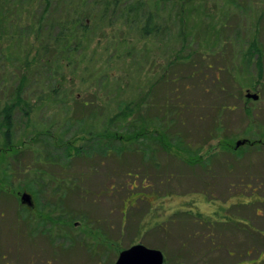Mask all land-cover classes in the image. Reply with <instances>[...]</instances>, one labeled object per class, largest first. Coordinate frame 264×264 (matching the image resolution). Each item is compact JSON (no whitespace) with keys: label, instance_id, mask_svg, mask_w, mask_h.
Here are the masks:
<instances>
[{"label":"rangeland","instance_id":"obj_1","mask_svg":"<svg viewBox=\"0 0 264 264\" xmlns=\"http://www.w3.org/2000/svg\"><path fill=\"white\" fill-rule=\"evenodd\" d=\"M31 3V33L24 25L11 28L0 43V112L18 83V57L28 50L33 56L46 41L48 21L40 41L34 33L43 4ZM149 9L168 26L164 35L142 37L120 22L97 20L70 44L79 43L75 56L82 62L64 60L55 77L41 63L26 70L24 97L32 112L27 118L15 109L11 146L0 160V250H19L27 259L32 254L31 264H115L122 250L143 243L165 251L168 264H197L213 242L227 241L209 227L201 245L192 224L200 213L207 221L234 219L238 253L247 245L252 251L264 247L242 236L258 235L259 220L264 226V201L257 197L264 194V144L237 145L242 137L264 140V0H151ZM56 11L55 5L47 16ZM247 88L259 100L248 98ZM154 105L173 112L162 120L164 112ZM175 106L190 120L177 128L170 120L180 118ZM129 108L134 114L124 119ZM214 119L222 121L219 134ZM228 125L234 126L229 141L235 147L208 152ZM133 131L140 135L124 139ZM3 143L0 134V148ZM23 188L39 218L20 203ZM247 188L255 201L244 207L255 227L240 221L239 213L248 215L240 192ZM194 201H206L207 208L191 207ZM257 206L260 217L251 213ZM169 220L171 233L164 238Z\"/></svg>","mask_w":264,"mask_h":264},{"label":"trees","instance_id":"obj_2","mask_svg":"<svg viewBox=\"0 0 264 264\" xmlns=\"http://www.w3.org/2000/svg\"><path fill=\"white\" fill-rule=\"evenodd\" d=\"M150 1L151 0H40L43 4V11L37 18V28L34 33L36 34V38L40 41L43 30H45L44 25L46 21H48V29L45 37L46 41H40L33 56H30V50H28L25 52L24 57H18L21 63L18 83L12 88L9 93V95H12L8 97L10 100H7L2 105L0 112L2 116V119H0V134L3 135V145H5L3 148H0V160H2V158L4 159V156L9 152L8 149L11 146L13 136L12 129L14 126L13 113L15 109L17 107L23 109L24 115L27 116V118L30 117L32 112L31 110L33 107L30 105V101L24 97V89L28 79L27 75L29 74L26 70L31 68V64L41 63L49 70V73L55 77V75H59V68L62 66L64 60H68V65H72L75 62H82L79 61L80 59H76L77 57L75 56V51L80 48L79 43L74 46L70 44L73 40H82L90 31L93 22L97 20L98 23H110L111 26H115L120 22L121 25L128 28V30L132 29L135 33L142 35V37L164 35L167 33L168 26L161 22V16L149 9ZM155 1L159 2L160 0ZM31 2H33V0H0V43L8 38L7 35H9L11 28L22 27L24 25V29L30 31L27 32V34L31 33L33 23H36L34 21L30 26L27 25L29 18L28 14L29 16L31 14L33 15V8L30 10L32 6ZM55 5L57 7V15L54 16L52 14L51 17L47 16V12L50 13L51 8H54ZM34 17L36 18V16ZM88 22H91V24ZM25 25H27V27ZM55 27L56 32L54 33ZM182 34L183 33H181V35ZM8 48L10 52L6 54V59H4L10 67L13 65V63L9 62V60L12 59V47ZM0 51L3 52L1 47ZM16 59L17 58L14 60ZM259 60L260 57L258 58V61ZM50 63L51 65L55 64L57 69H52ZM258 66L262 68L261 63H258ZM1 67H3L2 75H4L6 73L5 64L1 65ZM14 75H16V73ZM61 86L62 85H60V87ZM56 89L55 92L57 91ZM39 99H42V95L39 96ZM82 104L87 105L86 103ZM158 107L160 106H155V108H157L156 111H163V108L161 109V107ZM175 108L180 114V118H172L170 120L174 122L173 127L177 128L179 125H185V123L190 120H185L187 118L181 116V112L184 111L183 108L180 109L178 106H175ZM163 112L164 118L162 120H165L167 112L170 114L173 110ZM132 114H134V111L129 108V111L123 112L122 116L126 119ZM117 118L118 115L110 120L114 121ZM131 121H135V119ZM131 121L128 122L127 126L132 124ZM165 127L166 126H164V128ZM170 128H172V126ZM112 134L118 135V132ZM139 135V131H133L128 133V136L124 137L122 135L120 138L123 139L124 137V139L132 140ZM77 155H80L79 150Z\"/></svg>","mask_w":264,"mask_h":264},{"label":"flooded vegetation","instance_id":"obj_3","mask_svg":"<svg viewBox=\"0 0 264 264\" xmlns=\"http://www.w3.org/2000/svg\"><path fill=\"white\" fill-rule=\"evenodd\" d=\"M248 91H249V88H247V90L245 92V95L247 94ZM256 94H258V93H256ZM259 98H260V95H259L258 99H254V100H259ZM217 112H218V109H216V113ZM212 122H214L213 131L215 133H218L219 134L220 133L219 130L221 128L223 129V127L220 125V124H222V121H219V119H214V120H212ZM256 123H258V122H256ZM233 127L234 126H232V125H228V133H227V135L225 133L221 134L220 138L216 142L217 145L215 146V149L214 150H210L208 152L213 153L216 150L220 152L221 147L224 148L222 150H225V149L230 150L231 148H234L235 146L232 143H230V141H229L230 136H232L230 134L229 130L230 129L233 130ZM239 141L241 142V144H244V145L247 144L251 148L254 147L256 144H261V145L264 144V140H262V139H255V138L254 139H251L250 137H242L241 140H239ZM199 150H200V147L197 150V152H199ZM24 192H28V191L25 188L23 190L21 189V191H18V194L20 195V203L22 205L28 206L29 209L33 212L34 215L38 213V218H39V214H40L41 211L37 208L38 205L34 201L33 196H32L31 193H30L31 196H32V203L31 204H23L21 202V195ZM45 203H47V202H45ZM192 204L193 205H191V207H197L196 205L200 206V204H201V207H202L203 210H205L207 208V202L206 201L205 202H203V201H201V202L194 201V202H192ZM194 204H196V205H194ZM0 213H2V212H0ZM1 215H3V214H0V216ZM239 216H241V218H240L241 223L244 224V222H245V225H248V222L244 219V217H246V216L244 214H241V213H239ZM194 218H195V221H193V223H192L190 217L188 219H186V221L188 220L187 222L188 223H192V224H196L197 223V225H196L197 226L196 234L198 233L199 235L197 234V236H200V238H201L200 239L201 245H203V243L205 241V238H204L205 235H204L203 231H205L209 227H210L209 230H213V229L214 230H221L222 232H221L220 235L224 236L222 238V240H227L224 243L223 242H220V241L213 242V246L210 248V252L207 255L206 254L204 255V253H202V252L199 254L198 260H197L198 261L197 264H215L214 261L216 260L215 259L216 256H215L214 253L217 250L219 251V249H228L229 251L235 250V233H233V228H232V226H230L232 224V222H234V219L233 218H231L229 215H225V216L221 217V219L220 218L215 219L216 221H207V219L204 218L201 213H200V218L199 219H197L198 216H194ZM51 220H53V219H51ZM170 222H172V221H170ZM238 223H240V222H238ZM212 224L213 225L216 224L215 227L211 226ZM218 224H223L225 226L222 227V228H220V226H217ZM170 233H171V228L169 227L168 233L166 234V238H168V234H170ZM243 233L244 234L242 236L245 238V241H246V239H247V232L245 233V231H244ZM1 234L2 233L0 232V238H1ZM22 235H23V233H22ZM27 235L33 236V238H35L36 235H37V233H36V231H30V232H27ZM34 244L36 245V243H34ZM156 249H158V248H156ZM3 250L8 251L9 249L7 248V249L0 250V254H1L0 255V261L4 260L5 258H8L7 260H5V263L4 264H21V263L22 264H31V263H33V261L28 260L29 258L30 259L32 258V254L27 259L26 258V255L23 254V256H22V253L19 252V250H17V253H14V254H11V251L10 250H9L8 253L5 252V251H3ZM245 250H247V247L245 248ZM188 252H189V250L187 252H185L184 254L179 253L177 255L179 257H182V256H184ZM10 255L14 256L13 257L14 258L13 260L10 259V257H11ZM163 255H164V263L163 264H168V259H167V255H166L165 251L163 252ZM27 260H28V262H27ZM226 260L227 261L224 262V258H223L222 259V264H230L231 263V261H229L228 259H226ZM236 262H239V260H237ZM49 263H50V261H49ZM0 264H3V263H0Z\"/></svg>","mask_w":264,"mask_h":264},{"label":"crops","instance_id":"obj_4","mask_svg":"<svg viewBox=\"0 0 264 264\" xmlns=\"http://www.w3.org/2000/svg\"><path fill=\"white\" fill-rule=\"evenodd\" d=\"M248 187L249 188H253V189L259 191V186L258 185H253L250 182L248 184ZM249 188H247L246 190L244 189V190L240 191V192H242V197L245 198L244 201H246L245 203H243L242 210L245 211L246 214H248L247 217H244V219L251 226L255 227L252 224L251 219L249 217V210L246 207H244L245 205H247L246 203H250L251 200H252V202L255 201V199H253L251 196L248 195ZM225 189H226V191H228V187H226ZM257 197H258V199L260 201H262V200L264 201V194L263 193H261L260 195H257ZM149 199H151V198H149ZM153 199H154V201L157 200L155 196H154ZM136 200L137 199H135V200L132 201V204H131L132 206L135 205ZM156 202L158 203L159 201H156ZM259 203H261V202H259ZM251 213H252L253 216L255 215L257 217H260L263 214V208L260 207V206H257L255 209H253L251 211ZM240 218H241V216H240ZM169 224H170V220L166 224L167 225V231L169 229V226H168ZM257 227L258 228L255 231L258 233V235L255 234V235L250 236L249 231H247V240L249 242H252L253 240H256L257 244L258 245H261V243H264V226H263V222H261L259 220ZM148 228H149V226H148ZM149 229H151V228H149ZM164 238H166V235H165ZM148 247L156 248V247H154V245L148 246ZM246 247H247V250H245V247H244L243 251L242 252H239V253L236 250L229 251L228 249H219V251L218 250L215 251V253H214L215 256H216V258H215L216 260L214 261L215 264H222V259L223 258H224V262L227 261L226 259H228L229 261H231L230 264H264V250L261 249V248H264V247H258V248H256L253 251H252V249H251L252 247L250 245H247ZM253 252L256 253L255 256L252 255ZM236 257H239V258L236 259ZM237 260H239V262H236Z\"/></svg>","mask_w":264,"mask_h":264},{"label":"water","instance_id":"obj_5","mask_svg":"<svg viewBox=\"0 0 264 264\" xmlns=\"http://www.w3.org/2000/svg\"><path fill=\"white\" fill-rule=\"evenodd\" d=\"M248 98L258 99V94L248 92ZM241 144L239 141L237 145ZM21 202L23 204H31L32 196L28 192L21 195ZM164 255L160 249L148 247L142 243L132 245L120 252L115 264H163Z\"/></svg>","mask_w":264,"mask_h":264}]
</instances>
